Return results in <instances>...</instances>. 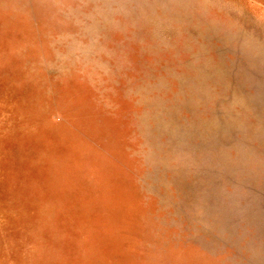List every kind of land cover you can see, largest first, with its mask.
I'll use <instances>...</instances> for the list:
<instances>
[{
    "label": "rangeland",
    "instance_id": "obj_1",
    "mask_svg": "<svg viewBox=\"0 0 264 264\" xmlns=\"http://www.w3.org/2000/svg\"><path fill=\"white\" fill-rule=\"evenodd\" d=\"M0 264H264V0H0Z\"/></svg>",
    "mask_w": 264,
    "mask_h": 264
}]
</instances>
